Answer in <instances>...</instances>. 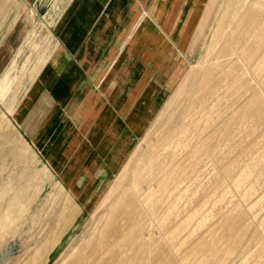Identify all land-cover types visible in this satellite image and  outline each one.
I'll list each match as a JSON object with an SVG mask.
<instances>
[{
  "label": "rangeland",
  "instance_id": "rangeland-1",
  "mask_svg": "<svg viewBox=\"0 0 264 264\" xmlns=\"http://www.w3.org/2000/svg\"><path fill=\"white\" fill-rule=\"evenodd\" d=\"M55 1L0 0V264H264V0L205 3L185 69L100 192L102 175L67 188L80 150L57 173L85 105L36 140Z\"/></svg>",
  "mask_w": 264,
  "mask_h": 264
},
{
  "label": "crops",
  "instance_id": "crops-1",
  "mask_svg": "<svg viewBox=\"0 0 264 264\" xmlns=\"http://www.w3.org/2000/svg\"><path fill=\"white\" fill-rule=\"evenodd\" d=\"M56 1V44L41 83L49 90L37 96L35 101L42 104L32 115L34 122L43 124L36 140L50 127L54 131L50 137L60 134L71 125L73 108L85 105V115L74 126L80 137L64 154L57 173L62 174L80 150L79 165L67 175V188L85 180L86 189L89 181L97 176L101 180L102 175V183L93 185L100 192L121 162L115 151L122 147L124 132L143 130L180 77L173 79V74L180 66L182 72L185 69L183 52L209 0ZM8 13L17 26L22 14L13 17L10 8ZM11 32L10 26L0 30V36ZM48 103L53 109L46 108ZM85 189L81 188L83 194Z\"/></svg>",
  "mask_w": 264,
  "mask_h": 264
},
{
  "label": "bare ground",
  "instance_id": "bare-ground-1",
  "mask_svg": "<svg viewBox=\"0 0 264 264\" xmlns=\"http://www.w3.org/2000/svg\"><path fill=\"white\" fill-rule=\"evenodd\" d=\"M9 72V71H8ZM91 253V252H90Z\"/></svg>",
  "mask_w": 264,
  "mask_h": 264
}]
</instances>
